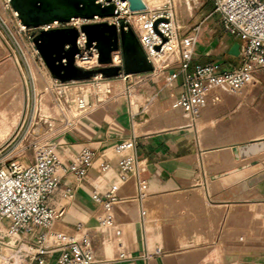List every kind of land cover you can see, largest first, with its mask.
<instances>
[{"label": "crops", "instance_id": "obj_1", "mask_svg": "<svg viewBox=\"0 0 264 264\" xmlns=\"http://www.w3.org/2000/svg\"><path fill=\"white\" fill-rule=\"evenodd\" d=\"M236 42L241 43L229 34V44L223 48L227 49L229 69L239 58L230 54ZM193 54L196 63L201 64L215 61L212 56H217L201 45ZM181 82L172 81L178 95L183 92ZM140 87L144 89L141 92L137 88L139 93L148 98L163 99L170 90L166 84L163 92L159 82H147ZM224 93L229 95L227 145L210 144L217 136L200 131L197 118L201 112L190 113L191 122L187 119L179 123L184 125L137 134L135 113L128 104L116 110L99 108L57 136L52 146L64 168L76 161L85 147L97 156L83 179L70 171L63 173L59 185L49 195V206L63 212L53 225L60 231H55H73L80 236L72 234L75 239L89 237L95 264H264V238L260 239L258 232L264 236V178H259L264 174V160H249L255 153L243 150L249 142H264L261 116L240 101V92L224 90L221 98ZM200 108H215V104L208 102ZM241 117L245 124L234 126ZM128 139L135 141L132 154L141 173L123 180V154L117 146ZM228 148L238 166L218 168L213 156L220 152L223 157ZM105 162L109 166L103 170ZM232 177L237 179L231 180ZM139 183L143 184L144 194ZM112 187L116 188L113 214L120 235L115 228L101 225L104 209L94 198L95 193L104 197ZM238 234L246 238L236 240L234 236ZM42 245L50 249L43 264H55L59 249L47 245V240ZM18 246L20 250L36 249L37 234H22Z\"/></svg>", "mask_w": 264, "mask_h": 264}, {"label": "rangeland", "instance_id": "obj_2", "mask_svg": "<svg viewBox=\"0 0 264 264\" xmlns=\"http://www.w3.org/2000/svg\"><path fill=\"white\" fill-rule=\"evenodd\" d=\"M148 1V6L150 8L157 9L151 12V15H153V13L155 12L163 13L166 15L169 14L170 19L175 23L176 35L181 47V59L183 58V42H185L187 40L186 38L188 37H195V46H192L187 42L186 48L188 50H191L193 47L194 49H197V47L201 45L204 50H211L214 53H217V56H212L216 58L215 61H212L213 63H218L222 69L228 71L232 69H229V58H226L227 49H223L226 48V46L229 44V33L223 26L220 14L216 11V5L213 0ZM100 4L106 6L105 3ZM112 5L115 8L117 7L115 2H113ZM13 10L15 9L13 8L12 0H0V168L4 169H6L12 162H17L20 165L27 166L32 161H34L39 147L45 144L52 145L54 139L57 136L70 129L74 125L66 124L61 120H54L55 125L50 126V123L42 121V124L45 126L48 133L37 139L32 134L31 129L35 127L36 121H38L39 117V114L37 116V113L39 104L38 99L40 98V96L36 93L32 75V68L30 64V57H34L35 62L38 66L44 68L48 72L50 71V69L46 67L42 55L37 47V42L40 37L39 35L41 34V32H45L46 30H42L40 26L29 27L24 23L22 24H24L27 28L22 29L19 24V13L16 11L18 13V17H16ZM117 15L118 14L115 13L110 16H100V18H97V16H99L97 15L94 18L89 19L79 17V20L68 21L69 24H66L68 22H59L58 24H55L56 26L52 27L51 29L68 28L76 30V32L78 33L77 45L73 47L72 53H74L76 49H78V53L80 52L78 39L82 32L85 34L87 40L86 33L81 29L84 24L108 22V20L113 19L117 23H119V26H116L118 28L119 36H121L122 22H124V30L132 31L138 39V30L134 24L132 15L128 14L124 18H116ZM112 16H114V18H109ZM164 19L167 20L166 18H160L158 19V21ZM81 23L84 24H82L80 28L76 27V25H79ZM59 24L60 26H58ZM72 34L75 35V32L72 31ZM122 49V42L120 37L119 50L121 51ZM142 49L145 52L147 59L149 60L148 54L143 47ZM157 49H161V47L157 46ZM61 57L62 54L60 53L58 59H61ZM195 57L196 55L193 54L190 63L191 68H193L195 63L197 62ZM177 58L178 55H171L170 57H168L166 62L171 61V64L165 69H162V71H159L158 74H155L156 68L150 60L149 62L152 66L151 70L134 72L130 74H127L125 72L124 58L122 59L120 65H115L113 60H111V62L108 64L100 63L94 69H90L95 70V72L88 78L83 77L81 74H76L73 76L72 74H62V66L63 64H66L64 58L63 62L60 65L58 64L57 71L53 75L54 84L55 88H61L66 85H77L87 82L98 84V82L100 81L124 79V83L122 81L115 82V85L121 91L124 89L125 84V92L127 96L121 94L119 102L122 103L121 105L128 104L133 113H135L136 118L134 120V128L136 130V133H150L157 130H163L156 128L153 129L149 126H151L150 123L153 124V122H156L160 117L169 112H172L169 115L170 118L178 123H181L184 120V118H182L183 112H188V114L191 116L189 111H186L177 105L178 101L180 102L181 95H178V91L175 89H171L169 85L168 88L170 90L167 91L168 96H163V99H159V97L148 98L146 97L147 95L144 96L143 94L139 93V91L136 94H133L130 98L132 91L137 88L138 90L142 89L141 92H143L144 87H140V85L147 82L151 84H158L159 82L160 85H162L163 92H166L165 87L166 84H169L168 78L170 77V74L168 72L171 73L172 70L179 72L182 68V64L179 63V61H175ZM55 60H57V58H54V62ZM75 60L74 64L76 65ZM240 60L241 59L238 58V61H235L232 66L234 68L238 67L240 65ZM172 61L175 62L172 63ZM69 64L70 66L73 65L72 62H70ZM161 64L162 62L159 65ZM108 68H119V71H117V69L111 70ZM127 79L128 81H130L127 82ZM180 80L182 81L181 83H183L182 74L173 81ZM163 85H165V87H163ZM229 92L232 94L237 93L231 90H229ZM241 92H244L245 94L241 95ZM54 94L57 101L63 102L67 104V106L70 105L63 93H58L57 91L54 92ZM239 94L241 102L253 107L254 110H256L260 114L261 120L259 122L261 123V127L263 125L264 129V67L256 69L253 80L249 84H247ZM224 95V98L215 100V108H200L201 113L197 118V123L201 132L211 133L217 136L215 140H211V143L208 139L207 144L210 143L212 144V146L221 145L220 143H222L223 140L229 136V119L227 118V115L229 114V95L227 93H224ZM108 104L110 107L115 106V100L113 98H110ZM138 107L139 113H136ZM177 110L179 111L177 112ZM231 112L233 113L234 110L230 111V113ZM23 118L24 122L21 125ZM155 118L157 120H154ZM191 120L192 119H189L187 122H191ZM244 121L245 119L241 117L237 119L233 125H243V123L245 124ZM179 125H184V123ZM179 125L176 124V126ZM172 127H175V125L169 126L165 129ZM213 161L218 164V168H222L225 165H228L229 167L235 166V161L232 158L231 152L228 162H226L224 157H222L221 155H218V157H214ZM207 162L210 163V158H207ZM58 229L59 228L57 225L53 227V231H60ZM244 230L248 231V228ZM258 232L260 233L259 238L263 239L264 236L261 231L258 230ZM67 233V235L74 234L77 237H80L73 231H69ZM234 237L236 240H240V237L246 238L244 235L239 234ZM15 238L19 239L21 238V236H16ZM248 238H258V236H248ZM54 239L55 237L49 235L47 239V245L55 244L56 242L54 241ZM9 250L12 253L22 256L21 261L18 264H39L37 260H33L31 262L30 256H26L29 253V255H33L36 252V249H33L31 247H27L26 250H20V247L14 246L2 249L0 251V261L3 260L2 255H4ZM8 264H10V262H8Z\"/></svg>", "mask_w": 264, "mask_h": 264}, {"label": "built area", "instance_id": "obj_3", "mask_svg": "<svg viewBox=\"0 0 264 264\" xmlns=\"http://www.w3.org/2000/svg\"><path fill=\"white\" fill-rule=\"evenodd\" d=\"M213 1L225 30L241 42L238 56L241 60L238 67L229 71L222 69L218 63L213 62L196 63L191 68L190 63L194 48L188 53L183 49V58L179 60L182 68L179 72L172 70L170 79L173 81L182 74L183 92L180 104L193 115L200 113L202 96L206 91L211 90L209 82L227 84L231 91L239 92L253 80L256 69L264 67V0ZM116 5L115 13L120 12L116 18H119L124 10L120 9L117 3ZM128 14L130 13H126L124 17ZM147 14H149L148 20L153 21L152 25L155 19H167L161 20L165 23H158L156 28L161 32V35H167V40H170L173 32L170 26L172 20L169 14L155 12L151 15L149 11ZM15 16L18 17V14ZM71 20H75V18ZM58 23L59 21H55L42 25L40 28L48 30ZM19 24L22 29L27 28L25 25L23 26L20 19ZM66 24H69V22ZM82 24L84 23L76 25V27L80 28ZM113 24L119 26L116 21ZM147 29L152 33L153 26H149ZM137 36L141 46L150 58L145 41L149 42L151 39H156V37L152 35L143 37L139 32ZM186 39L190 45L195 46V37ZM86 43L85 34L82 32L78 39L80 52L76 55L75 63L77 67L90 70L91 67L94 69L99 64L96 62L84 66L78 63L81 54L89 53V56H92L94 53V50L87 48ZM162 47L163 45L160 50H162ZM113 53L114 51L112 55ZM97 59L99 60V55ZM134 144V139H128L117 146V151L123 154L121 164V179L123 180L128 179L134 173L137 175L141 173L139 162L132 154ZM96 156L95 151L85 147L79 153L76 161L68 168H64L62 162L54 153V147L45 144L39 147L34 161L27 166L12 162L6 169L0 168V251L7 247H19L20 238H15L16 236H21L24 233L37 234L39 246L36 248V252L32 253L33 255H29V253L26 256H30L32 260H37L39 264H43L50 249L42 244L48 239L49 235H52V237H55L54 241L56 242L53 247L59 249L55 264H95L93 243L89 237L75 239L72 235L53 231L54 223L62 216L63 212L49 206L47 199L59 185L63 173L70 171L75 173L79 179H83L89 167L95 162ZM108 166V163L105 162L102 164V169L106 170ZM139 185L141 192L144 194L143 184L139 183ZM68 194L72 195L70 190H68ZM94 198L104 209L101 225L105 228H115L117 235H120L121 230L117 228L113 214V207L117 198L116 188L112 187L104 197L95 193Z\"/></svg>", "mask_w": 264, "mask_h": 264}, {"label": "bare ground", "instance_id": "obj_4", "mask_svg": "<svg viewBox=\"0 0 264 264\" xmlns=\"http://www.w3.org/2000/svg\"><path fill=\"white\" fill-rule=\"evenodd\" d=\"M97 2L105 3V5H111L113 2H116L119 5L120 9L124 10L122 15L120 16L121 18H124L126 13L132 14L134 24L138 32L143 37L147 35H150V36L152 35L156 37V39L154 40L151 39L149 42L145 41L147 50L150 54L149 59L156 68L155 74H158L159 71H162V69H165L171 64V61L166 62L167 58L170 57L171 55H178V58L175 61H179L181 59V56H180L181 47L178 41V37L176 35L175 23L173 21L170 23L173 36L170 38V40L169 39L167 40V35H161V32H159V30H157L156 28L158 23H161V22L165 23V22L158 21L159 19L158 18L154 20V24L152 25L153 21L148 20L149 14H147V12L148 11L153 12L154 10H157V9H152L148 6L149 5L148 0H143L146 6L145 9L138 10V11H133L129 8L128 0H114V1L98 0ZM13 12H14V15L18 14L16 10H13ZM119 13L120 12H118V14ZM97 18H100V16H97ZM109 18H114V16L109 17ZM79 19L80 18H75V20H79ZM20 20L22 22L21 18ZM108 21H110L111 23H115V20L113 19L108 20ZM149 26H153L152 33L147 29ZM67 29L68 28L66 29L49 28L45 32L44 31L41 32V34L39 35L40 37L37 42V45H38L37 47L42 55V58L44 60V63L46 64V67L50 69L49 71L50 74L47 70H45L44 68L36 64L34 57L32 56L30 57V64L32 68V75L34 79L36 93L40 96V98L38 99L39 100L38 113H37V116L39 114L38 121H36L35 127L31 129L32 134L34 135V137H36V139L48 133L47 129L42 124V121L50 123V126L55 125L54 120H61V121H64L66 124L75 125L77 122H79L81 118L95 112L99 108L103 107L106 109L116 110L122 104L121 102H119V99L121 98L120 95L121 94L126 95L125 84H124V89L122 91L119 90L117 86L115 85V82L117 81H122L124 83L125 81L124 79L100 81L98 82V84L87 82V83H81L77 85H66L61 88H55L53 75L57 71L58 64L60 65L63 62V60L58 59V56L60 55V53L65 58V63H66V64H63L61 72H63V74H72V76L78 74V72L74 68H72L69 64L71 53L74 47V41H73L74 35L72 34V32L68 31ZM77 38L75 42L76 45H77ZM187 42H188L187 40L183 42L184 47L182 48L184 49L185 52L188 53L192 51L194 47L191 50H188L186 48ZM65 44H68L66 50L64 46ZM96 44L97 43L94 42L91 47H87L90 50H94V53L92 56H89L90 55L89 53L81 54L79 56V59H78L79 65L89 66L96 62L97 64H100L99 60L97 59L99 55V51L96 47ZM162 45H163L162 50L157 49V46L161 47ZM131 54L134 55L135 58L137 57L134 52H131ZM112 56H113V62L115 65H120L123 58H124V66L126 65L124 49H122L121 51L119 49L115 50ZM54 58H57L55 62H54ZM175 61H172V63ZM161 62L162 64L159 65ZM92 68L93 67H91V69ZM168 73L170 74V72ZM168 81H169L168 82L169 87L173 89V83L170 77L168 78ZM208 84L211 90H208L203 94L202 100L200 101L201 106L208 102H215V100H219L221 98L220 96L221 91L230 90L227 84H215V83H210V82ZM57 91L58 93H63L65 95L70 105L67 106V104L57 101V99L54 96L55 95L54 92H57ZM137 92H138L137 89L133 90L131 96L133 94H136ZM110 98H113L115 100V106L113 107H110L108 104ZM177 105L180 108L186 111H189L188 109L183 108L179 101ZM178 111L179 110H177V112ZM169 115L170 113H167L160 118L158 117L159 118L158 120L155 118L154 120H157V121L153 122V124L150 123L151 126L149 127L153 129L154 128L161 129V128H166L172 125L176 126V124H179L178 122L173 121V119L170 118ZM190 117L191 116L188 114V112H183L182 118H184V120L190 119ZM23 122H24V118L22 119L21 125L23 124ZM220 144L221 145L229 144V136L226 139H224L223 142ZM243 150L253 151L255 153V155L251 157L249 160H254L255 158H257L255 160H264V142H262L261 140L249 142V146L244 148ZM223 152H224L223 157L225 161L228 162L231 151L229 149V150H224ZM218 155H221L220 152L216 153L214 156L213 155L211 156L218 157ZM244 163L242 162L241 164H244ZM234 165L236 166L237 162H235ZM236 179H237L236 177L231 178V180H236ZM21 257H22L21 255L12 253L9 250L4 255H2L3 260L0 261V264H8V262H10V264H18L21 261Z\"/></svg>", "mask_w": 264, "mask_h": 264}, {"label": "water", "instance_id": "obj_5", "mask_svg": "<svg viewBox=\"0 0 264 264\" xmlns=\"http://www.w3.org/2000/svg\"><path fill=\"white\" fill-rule=\"evenodd\" d=\"M97 1L98 0H12V5L13 8L19 13L20 18L25 25L29 27H38L53 23L55 21L68 22L73 18L83 17L89 19L94 18L96 15L105 17L115 14L116 8L112 4L103 6ZM128 1L129 8L133 11L142 10L146 7L143 0ZM123 24L124 22H122L121 36H119L116 24H111L108 22L84 24L81 29L87 35V47H91L93 43L96 42V47L99 51V62L108 64L112 60V52L119 49V41L121 37L122 48L125 51L126 59L125 72L130 74L134 72L151 70V63L147 59V56L143 51L136 35L132 31H125ZM67 30L70 32H75L73 39L75 47L78 33L75 29ZM130 51L134 52L137 57L135 58ZM77 53L78 49H76V51L71 54L70 62L73 63L71 67L74 68L78 74L88 78L95 72V70H85L77 67L74 64ZM239 53L240 44L236 42L232 46L230 54L239 56ZM62 57L61 60L64 59V57ZM108 69H117V71H119V68ZM259 178H264V174Z\"/></svg>", "mask_w": 264, "mask_h": 264}]
</instances>
